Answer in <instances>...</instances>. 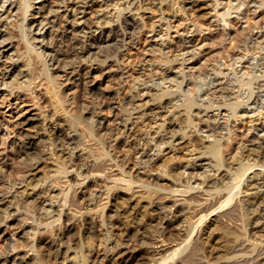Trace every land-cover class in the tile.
<instances>
[{"label":"bare ground","instance_id":"1","mask_svg":"<svg viewBox=\"0 0 264 264\" xmlns=\"http://www.w3.org/2000/svg\"><path fill=\"white\" fill-rule=\"evenodd\" d=\"M33 1L0 0V238H7L0 264H37L38 245L51 264H210L218 249L229 254L224 264H264V240L248 230L264 232V74L255 92L257 77L250 71L252 56L264 50V34L242 27L245 54L236 50L228 65L194 73L185 63L208 53L198 47L202 30L191 25L171 38L175 13L184 11L174 0H54L57 7ZM233 1L238 22L264 6ZM198 2L193 9L215 14L223 5ZM151 9L160 18L146 41L164 67L144 69L125 92L107 94L93 79L82 84L104 70L123 76L119 50L125 40L133 44ZM125 12L133 14L132 23L119 35ZM232 26L222 19L208 29L231 37L229 31L238 33ZM95 49L111 57L102 70L92 68ZM232 60L249 72L234 70ZM203 76L209 86L194 98L190 85ZM160 77L175 85L162 88L155 83ZM74 88L90 102L71 97ZM221 104L231 110L209 116L207 110ZM162 114L167 119L157 123ZM245 122L253 125L237 143L233 163L230 132L223 131ZM130 150L137 157L133 169ZM177 154L181 161L169 165ZM79 192L80 210L72 207ZM98 202L102 238L95 243L96 229L88 227L84 245L78 224L82 218L93 224L89 214ZM166 239L173 244L165 245Z\"/></svg>","mask_w":264,"mask_h":264},{"label":"rangeland","instance_id":"2","mask_svg":"<svg viewBox=\"0 0 264 264\" xmlns=\"http://www.w3.org/2000/svg\"><path fill=\"white\" fill-rule=\"evenodd\" d=\"M197 1H199L198 3L205 4V3H209L208 1H211V0H181L180 2H179V0H174L175 8L178 5H182L184 7V11L178 9V12L175 13V17L171 23L173 28L170 32L171 38L176 39L175 36L178 35L177 31L183 32L185 28L190 27L191 25H193L197 28L199 27L202 30V33L197 36V40L199 41L198 47H200L202 44L204 46H207L205 48L203 46L202 50H206V52H208V53L202 59L197 60L195 58L192 60H188L185 63L186 64L185 66H193L195 68L192 71V72H194V70H196L194 73H198L201 70H202L201 71L202 73L209 72V69L212 66H214L215 64L223 65L225 63V65H228V60L230 59V56L234 52H236V50H243L244 49V41L247 40L248 35H247V33H244V34L240 33L239 34V31L241 30L242 27H244L246 30L251 29L252 30L251 33L252 32L253 33L254 32H262L264 34V6L257 8V9L253 7L252 10L256 9L255 11L257 12V14H255V17L253 15L251 17V15H250L249 16L250 19L248 17L249 21L247 19H243L240 22H238V20H237L238 12H235L233 9L234 7H238L237 3L235 1H233V0H219V2L223 1V5H220L218 7V9H217L218 13L217 14H215V12L212 11L210 8H208L206 11H203V12L199 11V10L196 11V9H193L190 4L197 2ZM254 1H256V0H254ZM39 2H41V1L35 0V1H33V4H35V6H36ZM261 2H264V0H260V1L257 0L256 5H260ZM49 4H51L53 7H57V3H55L54 0L49 1ZM244 10H245V7H242L241 11H244ZM149 11L150 12H148L146 14L147 15L146 17H148V18H145L142 22L139 21V28L134 32L135 33V34H133L134 36L132 35L133 36L132 39L134 41V42H132L133 44H128L126 42H128L129 40H125L126 41V42H124L125 46H123L119 50L118 66L123 70L125 69L123 76H115V77L111 76L110 77L109 71L104 70V71H101V73L98 72L95 75H93V77L91 79H87V80L83 81L82 84H85V85L89 84L90 81H92V79H93V83H91V84H99L101 86V90L105 91L107 94H115L118 92H125L133 85V82L135 81V79L141 75V73L144 69H147L149 66H152V68L155 71H158V70L160 71V69L162 67H164V65H163L164 62H163L161 55L159 54L158 51L152 50L150 43L148 42V41H150V38L152 37L151 36L152 33L150 30L153 27V23H156L158 18H160L159 12H157L155 9H153V10L151 9ZM226 12H229L231 14L229 16H225L224 18H222L221 15L226 14ZM132 16H133V14H131L129 12H125L123 14L122 19H121L122 28L121 29L118 27L116 28V32L119 35H121L125 30H127V28H128L127 24L128 23H132ZM222 19L228 20L237 29L238 33H236V30L231 31V32L229 31V33L231 34V37H233V38H231L230 35H226L227 36L226 37L225 33L224 34L220 33L221 35H218L219 33L216 34L214 31H211L208 29L209 26H212L214 21H218V20H222ZM163 28L166 29V26L165 27L163 26ZM244 28L242 29V31L245 30ZM108 31L105 34V37H106V38L104 37L105 39L109 38V36L112 35V34L110 35V30H108ZM226 32H227V30H226ZM237 34H238V36H236ZM146 40H148V41H146ZM260 41L263 42L264 37ZM263 46H264V42H263ZM208 48L212 49L211 50L212 52ZM103 53H104V50H102V49L101 50L95 49L93 51L92 58H93L94 62L92 64V68L94 70L100 69V65H101V70H102L103 65H104L103 61L106 62V64L109 63V59L111 57L106 59V57H105L106 53H104V54ZM243 53L245 54L244 50H243ZM252 57L254 60L253 61L254 62L253 67L254 68L250 69V71L252 70L253 74L257 77L256 81H253L252 88L255 90V92H257L258 91V88H257L258 83L262 84L261 83L262 79L260 78V76L262 74H264V50L262 52L256 54V55H253ZM200 60H202V61L199 62ZM203 61H204L205 65H202V64H204ZM231 63L233 65L234 70L235 69H242L243 73L249 72V70L246 67H244L242 65V63H239V62L235 63L233 60L231 61ZM160 78L155 83L161 85L162 88H164V89L166 87H170V86L175 85L174 84L175 82H172L170 80H169L170 82L168 80L162 81V78L161 79ZM208 86H209V80L205 76L197 78V80L195 79L194 84L190 85V87L193 91L190 90L189 94L193 95V97L196 98L197 94L201 93L202 91L207 89ZM183 90H184V92H187L186 88H184ZM243 91H244V89H242V92H241L242 95L248 94V93H244ZM0 93H1V89H0ZM69 93H70L71 97H74V96L77 97L78 96L77 98L80 99L82 103L88 104L90 102L89 97L79 96V92H78L77 88H74ZM245 95H244V97H245ZM6 106H7V103H5V105L1 106V112L7 116L8 115V107H6ZM27 106H31V105H27ZM22 108H24V107H22ZM257 109H260V107L257 106L254 109L255 113L257 111H259ZM30 110H29V112H30ZM170 110H172V109H170ZM227 110L228 111L231 110V107L230 106H224L221 104L219 109H216V107H215V108L208 109L207 112L209 113V116H212V115L214 116L215 114L217 115V114H220L221 112H223L222 114H224V111H227ZM197 113H198V110L193 109V112H192L193 118L192 119H193L194 124L200 123L199 117L195 116ZM202 113H204V111H202ZM255 116L256 115H253V117H255ZM166 119H167L166 115L162 114L160 119L157 121V123H160ZM233 125H229L223 132H225V131L230 132L231 143H230V145L228 144L229 146H228V150H227L228 151L227 155H228V157H235L234 158L235 160H233V163H235L236 160L239 159L238 155L240 154L239 153L240 149L237 147L238 146L237 143L239 141H244L243 137H244V139L247 138L246 136H244L247 133V131L245 132V130L250 128L253 124L252 123L249 124L247 122V125H246V122H245L244 125L239 124L235 127H233ZM148 128L154 130L156 128V125L153 124V125H151V127H148ZM26 130H28V129H26ZM241 130H242V132H241ZM10 132L13 136V134H15L14 132H16V129L12 128ZM209 134L207 132H202L201 135L204 136V138H205ZM190 149H192V148L190 147ZM127 155H128V159L130 161V168L133 169L134 165H135L134 163L137 160V157L134 154V152L131 150L127 153ZM9 156L14 159V165L17 169L19 164H18V161L16 160V156L14 155V153H12V154L9 153ZM176 156H177L176 158H175V156H173L174 159H171L172 161H169V163H168L169 165H171L170 163L173 164V163H177V162L181 161V159L178 158L180 155L177 154ZM1 167H3V165L0 162V168ZM253 171H255V170H253ZM248 175H252L251 171L248 172ZM83 192H84V189H83ZM77 194H79V195H76V197H77L75 199L76 202L74 201L75 205L73 204L74 206L72 205V207L74 209L80 210V209L84 208V204H83L84 201H83V199H80V197H79L82 194L80 192ZM100 204L101 203H99V202L96 203V205L93 207V212L91 214H89L90 217L94 220L93 224L90 223V221L85 220L83 218H82V221L78 224L79 232L82 233L81 234L82 235L81 241L83 242L84 245H86V243L89 240L88 237L85 235V231L88 229V227L94 226L95 227L94 230L96 229L95 231L97 233H95V240H96L95 243L97 242V240L100 241L102 238L103 232L101 233V228H100L101 227L100 226L101 221L99 218L100 210L97 211L98 205L100 206ZM81 211H84V210H81ZM89 224H91V225L89 226ZM58 227H59V223L54 228L56 229ZM248 230L251 233V237L253 236V239H257V237H258V239H257L258 241L264 240V232H260L257 229H254L251 227H249ZM215 233L220 234L221 231L217 230V231H215ZM257 235H259V236H257ZM261 236H263V237H261ZM6 239L7 238L5 236H2L0 238V252L3 251L5 248V245H6L5 240ZM169 240L170 239H166L165 245L173 244V242L169 241ZM221 241H222V243L224 241V238H222V236H221ZM219 243H220V241H219ZM169 251H171V250H169ZM212 253H213V255H212L213 257L211 256L212 258L209 257L207 259V261H209L210 264H221V263L224 264V262L227 261V257H229V254L227 252L226 253L220 252L219 249H218V251L215 250ZM45 254H46L45 249L41 245H38L36 252H35L37 264H51L50 260H47L48 258L45 256ZM163 254H165V253H163ZM30 256H32V253L30 254ZM29 264H33V263L30 262Z\"/></svg>","mask_w":264,"mask_h":264}]
</instances>
